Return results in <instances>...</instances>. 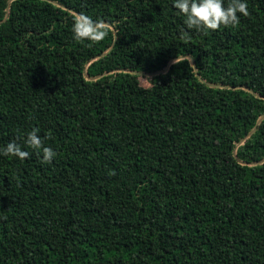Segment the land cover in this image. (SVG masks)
<instances>
[{
	"label": "trees",
	"instance_id": "16d2710c",
	"mask_svg": "<svg viewBox=\"0 0 264 264\" xmlns=\"http://www.w3.org/2000/svg\"><path fill=\"white\" fill-rule=\"evenodd\" d=\"M248 10L211 31L172 0H0V146L39 127L57 153L0 156V264H264V0ZM79 12L104 40H73Z\"/></svg>",
	"mask_w": 264,
	"mask_h": 264
},
{
	"label": "clouds",
	"instance_id": "9594fccd",
	"mask_svg": "<svg viewBox=\"0 0 264 264\" xmlns=\"http://www.w3.org/2000/svg\"><path fill=\"white\" fill-rule=\"evenodd\" d=\"M172 7L183 17L187 29L215 31L221 26H236L241 17L249 15L248 0H172ZM70 31L74 41L97 43L107 36V28L99 20H94L84 12L71 16ZM47 137L40 135L39 127H32L22 133V141L15 139L0 146V156L27 159L31 149L41 158L42 164H50L56 151L45 143Z\"/></svg>",
	"mask_w": 264,
	"mask_h": 264
},
{
	"label": "water",
	"instance_id": "95a60500",
	"mask_svg": "<svg viewBox=\"0 0 264 264\" xmlns=\"http://www.w3.org/2000/svg\"><path fill=\"white\" fill-rule=\"evenodd\" d=\"M6 19V17L3 19V21ZM189 59H190V62H191V64H192V66H193V69L196 71V67H195V64H194V60H193V58L192 57H190V56H187ZM181 57H177V58H174L173 60H171L170 62H172V61H175V60H178V59H180ZM169 62V63H170ZM167 69V67L163 70V71H165ZM154 74H156V73H151V74H148V75H154ZM210 86H213V84H209ZM264 117V115L258 120V122L262 119ZM255 129V127L246 135V137L248 136V135H250L252 132H253V130ZM246 137H244L243 139H242V141L246 138Z\"/></svg>",
	"mask_w": 264,
	"mask_h": 264
},
{
	"label": "rangeland",
	"instance_id": "374dc122",
	"mask_svg": "<svg viewBox=\"0 0 264 264\" xmlns=\"http://www.w3.org/2000/svg\"><path fill=\"white\" fill-rule=\"evenodd\" d=\"M139 83L144 87H149L150 85V75H141L139 77Z\"/></svg>",
	"mask_w": 264,
	"mask_h": 264
}]
</instances>
